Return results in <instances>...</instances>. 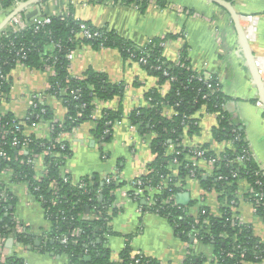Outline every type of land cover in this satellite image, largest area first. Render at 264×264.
Returning <instances> with one entry per match:
<instances>
[{"label":"trees","instance_id":"trees-1","mask_svg":"<svg viewBox=\"0 0 264 264\" xmlns=\"http://www.w3.org/2000/svg\"><path fill=\"white\" fill-rule=\"evenodd\" d=\"M19 1L26 0H0V6H11ZM113 1L134 3L141 10H144L149 2V0ZM74 11L73 4L69 3L62 13L50 14L52 21L49 24L38 25L37 28V24L32 23L34 15L27 18L31 24L18 33L11 32L8 25L0 31V67L6 76L4 80L0 79V105L1 97L10 90V73L17 64L24 63L31 68L41 69L51 65L55 68L56 74L50 77L49 92L62 99L68 112L64 121L52 123L54 129L51 132V139L31 135L33 141L30 148H34L38 153H42L53 143L56 146L55 153L44 156L47 173L42 172L38 181L32 179L36 170L16 159L17 148L9 144L12 134L9 132L5 134V148L11 159L0 162V171L10 168L12 180L23 181L25 175L32 179L33 184L38 185V191H34L37 200L42 203L46 216L51 221V227L41 236V245L38 248L45 252L63 254L67 264H171L144 253H132L129 241L119 252L118 259L112 258L108 245V235L113 233L110 222L117 211L116 191L126 183L120 176L109 182L106 179L86 177L82 179L85 182L83 186L71 177L70 181L64 180L66 175L62 173L61 168L64 164V155L70 154V147L66 142L54 141L55 138L61 132H70L83 121L93 119L98 102H106L115 96L123 95L121 85L110 82L102 71L90 70L83 78H77L70 73V60L67 55L81 44L88 43L97 48H116L124 58L137 62L144 57L147 62H140V65L159 78L160 87L145 93L148 105L135 108L130 115L132 124L141 132L155 134L152 151L156 158L151 163L149 171L135 181L140 179L142 184L139 186L142 188L165 184V186L162 184L161 193L155 194V203L150 206L148 203L143 204V210L168 219L176 236L189 244L185 264H205L209 260L207 255L195 249L196 242L213 247L210 264L263 262L264 241L255 234L251 224L240 219L234 209L240 202L237 195L238 181L246 180L253 192L246 193L244 198L253 204L256 214L264 221V169L253 155L247 153L250 144L245 132L229 116L226 109L229 97L224 93L218 77L212 74V79H206L204 71L194 67L189 57L187 42L182 45L177 60L164 55L163 44L168 40L183 37L184 34L171 33L138 45L124 38L116 29L99 28L90 21L77 17ZM82 24L91 32L98 31L100 35L93 37L85 35ZM166 82H169L170 87L167 93L162 94L161 85ZM166 107L173 109L171 116L165 115ZM203 108L208 113L217 115L218 125L214 128L216 141L231 142V146L220 153L212 151L209 145L201 146L205 149V158L208 160L215 158L213 174L207 179H204L199 167L193 166V159H185L186 154L190 156L194 154L192 151L196 147H189L184 143L186 135L199 134L201 127L195 113ZM42 110L44 112H41ZM38 113H40L38 121L53 119L51 109L44 102H38ZM0 114L3 115L2 122L7 123V128H10L11 122L8 124V121L14 116L10 113L3 114L1 111ZM121 120L122 113L119 110L104 108L97 119L98 141L105 142L110 139L114 125ZM1 134L0 129V136ZM62 144L65 145L64 148L61 147ZM170 144L175 146L173 151L168 149ZM175 158L178 161L175 165V168H178V176L187 177L193 170L197 180L206 189H216L220 192L222 206L219 215L211 213L208 207L201 208L197 215H190L186 207L172 204L174 194L180 190L176 185L178 176L171 175L172 170L169 167L170 164H174ZM233 173L237 176L234 177ZM53 181L58 186L56 191L52 187ZM2 189L10 193L4 186H0V191ZM145 193L149 195L147 190ZM129 196L138 202H142L144 198L133 190H130ZM15 201L16 199L12 197L5 204V208L0 207V236L5 240L13 237L18 243L33 244L34 235L28 233L27 227L21 232L16 229L17 223L12 207ZM110 209L113 215L109 214ZM76 229H79L78 233L73 235ZM63 236L68 237V242L61 241ZM0 264H25V260L14 253Z\"/></svg>","mask_w":264,"mask_h":264},{"label":"crops","instance_id":"crops-1","mask_svg":"<svg viewBox=\"0 0 264 264\" xmlns=\"http://www.w3.org/2000/svg\"><path fill=\"white\" fill-rule=\"evenodd\" d=\"M69 3L73 4L77 17L99 28L116 29L124 38L138 45L171 33L185 34V38L168 40L164 55L174 59L180 47L187 42L194 67L218 77L224 93L229 97L226 103L229 116L245 132L252 155L264 169V109L258 105V91L240 49L232 17L226 9L206 0H149L144 10L134 3L113 0H46L25 7L20 15L27 19V15L35 9H38L39 15L59 14L66 10ZM233 4L242 15L241 24L248 34L264 80V0H235ZM17 6L18 2L7 7L0 6V24ZM69 60L73 76L83 78L90 70L102 71L110 82L121 85L123 95L98 102L93 119H87L70 132L62 134L61 141L70 147V154L64 155L62 173H67L74 181H80L86 177L104 180L117 171L121 180L126 181L116 191L117 211L110 222L113 233L108 235V245L113 259H118L119 252L129 241L134 254L144 253L162 262L185 264L189 244L176 236L168 219L143 210V204H146L144 196L142 202H138L127 194L131 189L130 183L146 174L156 158L152 151L155 134L141 132L132 124L130 115L135 108L148 105L145 93L160 87L159 78L137 61L124 58L116 48H97L84 43L71 52ZM51 75L46 68L21 64H17L10 73V90L5 93L0 109L24 122L26 135L49 138L51 124L62 122L67 117L62 99L49 92ZM169 87V82L162 84L161 93H167ZM34 95L42 98L53 113L51 121H42L38 126L25 124ZM104 108L119 110L122 120L114 125L112 137L102 143L97 137V119ZM164 113L171 116L173 109L166 107ZM195 117L199 120L200 132L186 135V146L209 145L216 153L231 146L230 141L218 142L214 137V128L218 125L216 114L208 113L203 108L195 113ZM44 159V156L38 158V175L45 169ZM185 159L193 158L186 154ZM169 167L171 175L177 177L175 164ZM199 169L204 179L211 177L214 171L206 160L199 161ZM176 185L180 190L174 194L175 202L186 207L190 215H197L204 207L215 215L220 214V192L216 189H206L200 181L188 176H178ZM0 186L9 190L16 199L12 206L14 217L23 228H28L29 234L34 235L33 244L18 243L13 237L5 240L0 236V263L16 253L24 258L25 264H67L63 254L38 248L41 236L51 227V221L42 203L29 193L26 184L12 180L3 170L0 171ZM250 190L251 185L246 180L238 181L240 202L234 210L242 221L252 225L255 234L264 241V221L256 214L253 204L244 198ZM186 192L190 194V199L183 203L178 194ZM36 240L39 241L38 245ZM212 248L203 243L195 245L198 252L209 257L205 264H210ZM258 264H264V261Z\"/></svg>","mask_w":264,"mask_h":264},{"label":"built area","instance_id":"built-area-1","mask_svg":"<svg viewBox=\"0 0 264 264\" xmlns=\"http://www.w3.org/2000/svg\"><path fill=\"white\" fill-rule=\"evenodd\" d=\"M66 12H68V11H66ZM247 17L248 18H253L252 15H247ZM241 18H242V15H241ZM32 20H33L32 23H36L37 24V28H38V25L40 26V25L49 24L52 21L50 15H38V14L35 15L32 18ZM29 24H31L29 20L23 19V17L20 14H18V15H16L15 17H13L11 19V21L8 23V26H9V30L11 32L18 33L20 31L26 29L29 26ZM81 26H82V28H84V34L87 35V36H89V37H93V36L100 35L98 31L91 32L86 27L85 24H82ZM183 37L185 38L186 35L184 34ZM163 45H164V49H165L166 42ZM0 48H1V45H0ZM181 48H182V46L180 47V49L178 51V54L176 55V57L173 60H177L179 58ZM70 54H71V52L67 55L68 58H69ZM22 55H25V53H22ZM140 62L146 63L147 61H146V59L144 57H141L139 59L138 63H140ZM176 62H178V61H176ZM257 63H258V61H257ZM20 64L21 65H25L24 63H20ZM258 66H259V64H258ZM46 69L49 70L51 72V74H53V75L56 74L55 68L53 66L47 65ZM260 73H261V71H260ZM204 74H205V78L206 79H212V74L211 73H209L207 71H204ZM5 78H6L5 73L3 72L2 67H0V79L1 80H4ZM209 86H211V84H209ZM4 96L5 95H3L1 97L2 100H3ZM38 102H43V99L40 98V97H38V95H34L31 98V101H30V105H31L30 112H29L28 116L25 119V124H28V125H31V126H38V123L42 122V121H38V118L40 117L39 116L40 113H38ZM258 105L262 106L261 101H258ZM0 111L2 112L1 109H0ZM41 112H44V110H42ZM2 113L5 114L4 112H2ZM2 119H3V115L0 114V129L2 130V134L0 136V162L1 161H10V159H11L10 156H9V153H8L7 149L5 148V144H6V142H5V140H6L5 134L7 132H9V133L12 134V138L9 140L10 146L17 148V153L18 154L16 156V159L21 164H23V165H31L36 170L37 161H38V158L39 157L48 155L50 153H55L54 152L55 151L54 149L56 148V146H55L54 143L51 146H49L47 149H44V151L42 153H38V151H36L34 148H30V144L32 143L33 138H31L30 135H26L25 134L24 122L18 120L15 117H11V119H9V121H8V124L11 122L10 123L11 124V127L10 128H7V123H3L2 122ZM53 129H54V126H53V124H51L50 131L52 132ZM185 130H187V127H185ZM105 132H108V130H105ZM62 134H64V133L61 132L59 134V136H57L55 138L54 141H58V142L61 141L60 138H61ZM51 138L52 137L50 135L49 139H51ZM64 146H65L64 144L61 145L62 148H64ZM174 147L175 146L173 144H170L169 147H168V149L173 151L174 150ZM192 147H194V148L196 147V149H194V151H192L194 153L192 155V158L194 160L193 161V166L194 167H199V161L200 160H206L214 168V164L213 163L215 162V158H211V159L208 160L204 156V154H205V149L204 148H201V146H192ZM24 153H26L27 155L25 156ZM247 153H250L252 155L251 150H249ZM240 158H242V157H240ZM173 163L175 165L178 164V161H177L176 158L174 159V162ZM4 170H6L7 173L10 176L12 175V172H11V169L10 168H5ZM35 172H36V174H34L32 176V179L38 181V178H39L40 175H38L37 170ZM43 173H47L46 167H45ZM64 174L66 175V176H64V180L65 181H70V176L67 173H64ZM195 176H196V173H195V171L192 170L190 172V174H189L188 177L191 178V179L197 180V178ZM233 176L236 177L237 174L236 173H233ZM117 177H119V174L116 171L115 173H112L111 175H108L106 177V180L109 182L112 179L117 178ZM222 177L223 176H220V178H222ZM24 178L25 179L23 180V182L26 184L27 190L29 191V193L31 195L35 196V198L37 199L38 197L36 196V194L34 193V191H38V185H34L33 182H32V179L28 178L27 175H25ZM76 182H78L80 186H83L84 183H85L82 180L76 181ZM130 184H131V189L130 190H133L139 196L146 197V200L145 201H146V203H148L149 206L150 205H153L155 203V201H156L155 194L161 193V190H162L163 185L165 186V184L162 183L163 185L161 184V185H158L157 187L147 186L146 188H142V187L139 186V185L142 184V181L140 179L139 180H136V181L134 180ZM52 187L54 188V191H56L58 189L57 183L55 181L52 182ZM130 190L127 191V194L128 195H130ZM145 190L148 191L149 195H146ZM98 191H100V190H98ZM250 191L253 192V189L251 188ZM12 197H13V195L11 193H9L8 191L2 189L0 191V207L5 208V204ZM172 204L173 205H178L175 202V199H173V203ZM115 207H116V204H115ZM108 212H109V214L113 215L112 214L113 212H112L111 209ZM14 220L17 223V226H16L17 227L16 228L17 231H19V232L23 231V227H22L21 223L16 218ZM78 230L79 229L74 230L72 234L73 235H76L78 233ZM61 241L63 243L68 242V237L67 236H63L62 239H61ZM1 249H2V242L0 244V250Z\"/></svg>","mask_w":264,"mask_h":264},{"label":"water","instance_id":"water-1","mask_svg":"<svg viewBox=\"0 0 264 264\" xmlns=\"http://www.w3.org/2000/svg\"><path fill=\"white\" fill-rule=\"evenodd\" d=\"M41 0H26V1H19L18 2V6L13 9V11L11 13H9V15L7 16V18L0 24V31L4 28V26H6L13 17H15L18 14H21V12L25 9V7L33 4V3H37L40 2ZM206 1H210L212 3H215L219 6H221L222 8L226 9L233 20L235 29H236V33L238 35V43L240 45V49L245 57V62L246 65L250 71V74L252 76V81L254 82L257 91H258V95L260 98V101L262 103V108L264 109V80L262 78V75L260 73V69L257 63V58L256 55L254 54L253 50H252V45L251 42L249 40V37L246 33V30L244 29V27L241 24V15L240 13L236 10V8L234 7V4L231 1L228 0H206ZM38 9H35L34 11H32L31 13H29L27 15L28 18L33 17L34 15L38 14ZM179 199H183L181 200L183 203L188 201V198L190 199V194L188 192L183 193V194H178ZM36 244H39V241L36 240ZM88 259H90V257H86Z\"/></svg>","mask_w":264,"mask_h":264},{"label":"rangeland","instance_id":"rangeland-1","mask_svg":"<svg viewBox=\"0 0 264 264\" xmlns=\"http://www.w3.org/2000/svg\"><path fill=\"white\" fill-rule=\"evenodd\" d=\"M104 150H105V148H104ZM197 243V242H196ZM196 245V244H195Z\"/></svg>","mask_w":264,"mask_h":264}]
</instances>
